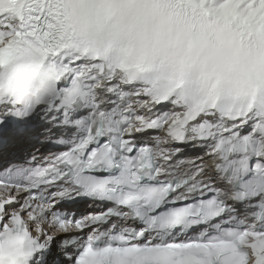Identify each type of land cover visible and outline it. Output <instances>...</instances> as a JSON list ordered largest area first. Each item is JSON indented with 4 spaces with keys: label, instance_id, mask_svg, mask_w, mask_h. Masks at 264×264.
Instances as JSON below:
<instances>
[{
    "label": "snow or ice",
    "instance_id": "snow-or-ice-1",
    "mask_svg": "<svg viewBox=\"0 0 264 264\" xmlns=\"http://www.w3.org/2000/svg\"><path fill=\"white\" fill-rule=\"evenodd\" d=\"M0 264H264V0H0Z\"/></svg>",
    "mask_w": 264,
    "mask_h": 264
},
{
    "label": "bare ground",
    "instance_id": "bare-ground-1",
    "mask_svg": "<svg viewBox=\"0 0 264 264\" xmlns=\"http://www.w3.org/2000/svg\"><path fill=\"white\" fill-rule=\"evenodd\" d=\"M82 210V209H81Z\"/></svg>",
    "mask_w": 264,
    "mask_h": 264
}]
</instances>
